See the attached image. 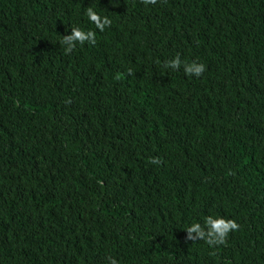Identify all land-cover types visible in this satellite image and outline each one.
I'll list each match as a JSON object with an SVG mask.
<instances>
[{
	"label": "trees",
	"instance_id": "trees-1",
	"mask_svg": "<svg viewBox=\"0 0 264 264\" xmlns=\"http://www.w3.org/2000/svg\"><path fill=\"white\" fill-rule=\"evenodd\" d=\"M112 259L264 264V0H0V264Z\"/></svg>",
	"mask_w": 264,
	"mask_h": 264
},
{
	"label": "clouds",
	"instance_id": "clouds-1",
	"mask_svg": "<svg viewBox=\"0 0 264 264\" xmlns=\"http://www.w3.org/2000/svg\"><path fill=\"white\" fill-rule=\"evenodd\" d=\"M147 2L154 3L155 0H147ZM86 15L88 16V18L91 21H93V22L97 21L96 19H94V17H96L97 14L94 11H92L91 9L86 10ZM108 23H110L109 20L103 19V24L101 26V30H103V26L108 24ZM92 34L93 33L91 31L84 32L80 29L73 28L71 35L68 37H63L62 42L71 40L74 42L79 41L80 43H83L85 40H88L89 43H93L94 41L91 39ZM64 50H65V52H70L72 50V45H68L67 47L64 48ZM166 63L175 67L176 65H178L180 63V60L177 57L171 61H167ZM185 67L191 69L192 74L197 75V76H199L204 70L203 64H196L195 62H193L191 64H185ZM219 219L220 218H213V217L212 218H206V223L212 225L214 232H220V233L224 234V236H226L227 235V229L229 227H231L232 230L237 228V224L234 221H232L230 224H227V225L217 224L216 221ZM196 227H197V225L193 224L192 229L195 230ZM220 241H221V237H217V243H219ZM111 264H116V261L114 259H112Z\"/></svg>",
	"mask_w": 264,
	"mask_h": 264
}]
</instances>
